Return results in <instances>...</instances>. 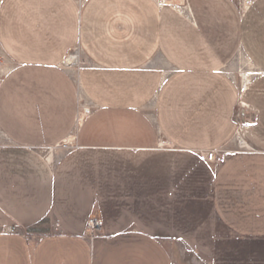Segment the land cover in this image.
I'll return each instance as SVG.
<instances>
[{
  "label": "crops",
  "instance_id": "crops-1",
  "mask_svg": "<svg viewBox=\"0 0 264 264\" xmlns=\"http://www.w3.org/2000/svg\"><path fill=\"white\" fill-rule=\"evenodd\" d=\"M0 56V264H264V0H0Z\"/></svg>",
  "mask_w": 264,
  "mask_h": 264
},
{
  "label": "built area",
  "instance_id": "built-area-1",
  "mask_svg": "<svg viewBox=\"0 0 264 264\" xmlns=\"http://www.w3.org/2000/svg\"><path fill=\"white\" fill-rule=\"evenodd\" d=\"M154 3L158 8H162L163 6L170 4V1H168V0H154ZM261 75H263V73L260 71H257V72L251 71V72L242 73L240 76V80H239L241 90L244 91L248 87L249 82L253 78H255L257 76H261ZM240 107L246 108V105L243 103H240ZM80 112H81V114L78 116L77 122L82 121V118H83L82 116L87 115L89 110L87 108H82ZM247 129H248V125L243 124V123L237 124V129H236L233 140H234L238 150L249 151V147L246 143L245 136H244L245 131ZM219 154L220 153H218L217 151H212V152L200 151V152H198V156H199L200 160L203 162H208V163H216L218 161ZM100 227H101V220L99 218L90 217L87 220L86 228L90 233L94 232L95 230L99 229ZM7 231L10 234H22V231L17 227H11ZM191 264H201V263L198 261H195L193 259Z\"/></svg>",
  "mask_w": 264,
  "mask_h": 264
},
{
  "label": "rangeland",
  "instance_id": "rangeland-1",
  "mask_svg": "<svg viewBox=\"0 0 264 264\" xmlns=\"http://www.w3.org/2000/svg\"><path fill=\"white\" fill-rule=\"evenodd\" d=\"M170 2H176V0H168ZM241 6H244L247 4L248 0H237ZM69 59V61H65L64 64H63V67H65L66 69H68L69 71L72 70V64H73V60L71 59V57L67 58V60ZM7 71V63L5 61V59L0 56V77ZM249 69H248V66L245 64V65H241L240 69L237 70V71H234L233 73L235 74V76L237 77L238 80H240V76L242 73L244 72H248ZM240 83V81H239ZM247 108V106H246Z\"/></svg>",
  "mask_w": 264,
  "mask_h": 264
},
{
  "label": "bare ground",
  "instance_id": "bare-ground-1",
  "mask_svg": "<svg viewBox=\"0 0 264 264\" xmlns=\"http://www.w3.org/2000/svg\"><path fill=\"white\" fill-rule=\"evenodd\" d=\"M68 61V60H67Z\"/></svg>",
  "mask_w": 264,
  "mask_h": 264
}]
</instances>
